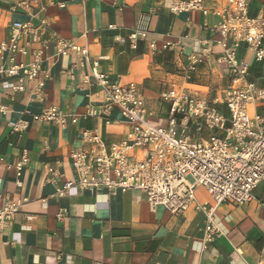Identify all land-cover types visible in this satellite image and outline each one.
I'll use <instances>...</instances> for the list:
<instances>
[{
	"label": "crops",
	"instance_id": "crops-1",
	"mask_svg": "<svg viewBox=\"0 0 264 264\" xmlns=\"http://www.w3.org/2000/svg\"><path fill=\"white\" fill-rule=\"evenodd\" d=\"M18 1L0 0V41L7 37L12 22L26 20L22 12L9 10ZM56 1L63 6L48 7L44 14L52 22L51 29L65 39L86 44L90 56L100 59V72L119 78L121 83L137 84L155 123H164L167 117L166 106L159 102L167 82L187 67L190 56L201 52V41L218 39L202 29L204 22L214 24L215 18L199 13L173 16L166 10L151 12L157 0H124L121 11L95 1L84 6L77 0ZM249 1V17L259 13L264 17V0ZM84 30L86 39L81 38ZM133 33L137 34L135 49L128 40ZM165 44L170 47L163 49ZM219 52L214 47V56ZM237 58L248 63L247 81L264 89V69L252 61L244 46ZM73 61L69 57L43 64L50 79L42 102L33 100L29 91L12 92L14 82L2 84L0 106L8 113L0 115V156L14 166L26 150L28 162L20 181L15 171L0 170V192L28 202L9 227L0 231V264H264V182L253 190V200L245 206L223 204L216 209L214 220L222 235L205 249V218L194 208L177 216L163 207L150 211L144 195L131 192L72 188L64 198L53 196L54 187L44 182L46 166L60 160L62 179L74 181L67 156L81 145L83 130L95 129L106 140H117L127 131L123 123L105 126L84 116L97 102L86 99L82 91L81 78L87 68L72 71ZM72 73L75 80L70 78ZM228 84L221 69L210 71L204 63L196 66L191 81L202 93L215 91L212 97ZM32 87L29 84L28 90ZM50 106L67 116L64 128L25 118L28 126L24 132H10L9 126L25 112L38 114ZM113 117L119 120L117 114ZM194 194L199 205H213L204 190L196 189Z\"/></svg>",
	"mask_w": 264,
	"mask_h": 264
},
{
	"label": "built area",
	"instance_id": "built-area-1",
	"mask_svg": "<svg viewBox=\"0 0 264 264\" xmlns=\"http://www.w3.org/2000/svg\"><path fill=\"white\" fill-rule=\"evenodd\" d=\"M77 1L82 6L88 1L100 2L117 11L125 6L124 0ZM63 4L56 0H20L9 6L11 12H22L26 20L12 22L7 37L0 41V94L3 83L14 82L12 92L29 91L33 100L42 102L50 79L43 64L73 57L72 71L88 70L81 78L85 98L97 102L84 116L105 126L123 123L127 131L117 140H106L95 129L83 130L81 145L67 156L74 181L62 179L63 163L55 160L46 166L45 184L54 187L53 196L58 199L78 188L142 194L150 211L163 207L174 216L194 208L205 218V249L222 235L214 220L216 209L223 204L245 206L253 200V190L264 182V89L247 81L248 63L237 58L244 46L252 61L264 69V17L261 13L249 17V0H157L151 12L166 10L173 16L199 13L215 18L214 24L204 22L202 29L218 39L201 41V52L190 56L187 67L167 82L159 96L167 117L164 123H155L137 84L121 83L119 78L100 72V59L90 56L86 44L65 39L51 29L52 22L44 14L48 7L60 8ZM86 37L84 30L81 38ZM128 40L135 49L137 34H130ZM168 47L165 44L163 49ZM214 47L220 49L217 56ZM149 49L154 51L155 46L150 44ZM202 63L210 71L218 67L229 80L210 101L191 85L196 66ZM70 78L75 80L76 75L72 73ZM29 84H33L30 90ZM7 113L8 109L0 106V115ZM25 118L59 128L67 124V116L50 106L38 114L25 112L9 126L10 132H24L28 126ZM27 162L26 150L21 151L14 166L0 156V170L15 171L20 181ZM196 189L204 190L213 205H199ZM27 202L24 197L0 192V231L9 227Z\"/></svg>",
	"mask_w": 264,
	"mask_h": 264
},
{
	"label": "rangeland",
	"instance_id": "rangeland-1",
	"mask_svg": "<svg viewBox=\"0 0 264 264\" xmlns=\"http://www.w3.org/2000/svg\"><path fill=\"white\" fill-rule=\"evenodd\" d=\"M200 90V89H198ZM201 91V90H200ZM216 92L215 91H212L211 93L210 92H206V93H201L203 98L206 100V101H210L212 96L215 94ZM164 125V124H162Z\"/></svg>",
	"mask_w": 264,
	"mask_h": 264
}]
</instances>
